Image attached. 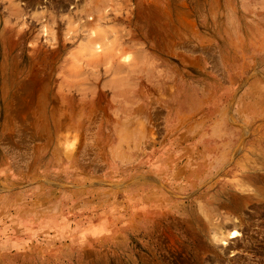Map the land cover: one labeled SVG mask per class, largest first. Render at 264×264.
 Returning <instances> with one entry per match:
<instances>
[{"label": "rangeland", "instance_id": "obj_1", "mask_svg": "<svg viewBox=\"0 0 264 264\" xmlns=\"http://www.w3.org/2000/svg\"><path fill=\"white\" fill-rule=\"evenodd\" d=\"M0 264H264V0H0Z\"/></svg>", "mask_w": 264, "mask_h": 264}, {"label": "bare ground", "instance_id": "obj_2", "mask_svg": "<svg viewBox=\"0 0 264 264\" xmlns=\"http://www.w3.org/2000/svg\"><path fill=\"white\" fill-rule=\"evenodd\" d=\"M237 234H238V231L234 228V226H231V227L228 229V235H229L230 237H235V236H237ZM222 241H224V240H222Z\"/></svg>", "mask_w": 264, "mask_h": 264}]
</instances>
